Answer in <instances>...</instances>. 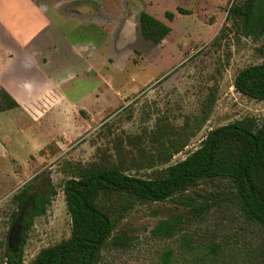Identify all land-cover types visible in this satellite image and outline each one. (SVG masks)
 <instances>
[{
  "label": "rangeland",
  "instance_id": "1",
  "mask_svg": "<svg viewBox=\"0 0 264 264\" xmlns=\"http://www.w3.org/2000/svg\"><path fill=\"white\" fill-rule=\"evenodd\" d=\"M101 1L108 8L102 13L96 59L103 76L95 84L88 78L75 81L81 102L72 101L96 111L95 117L64 111L34 120L21 110L0 113V264H6L7 252L20 249L23 264H32L42 250L70 238L63 187L81 169L111 164L127 174L154 178L198 150L211 131L264 118V101L235 88L242 70L264 63V31L255 39L229 29V10L243 0ZM141 12L172 28L161 44L141 35ZM167 12L174 13L172 21ZM80 126L83 130L73 135L71 130ZM160 129L163 141L172 142L171 151L181 150L167 164V156L154 158L161 149L155 141ZM24 190L27 198L20 206ZM41 195L51 196L45 213L29 229H15L9 248L15 216L29 209V198ZM97 204L115 228L98 264H162L169 247L177 264H191L214 245L222 247L221 263L230 264L234 245L264 239L244 222L235 188L225 179L200 181L165 202L107 193ZM168 220L181 221L170 237L158 230ZM185 235L192 238L189 250L182 245Z\"/></svg>",
  "mask_w": 264,
  "mask_h": 264
},
{
  "label": "trees",
  "instance_id": "2",
  "mask_svg": "<svg viewBox=\"0 0 264 264\" xmlns=\"http://www.w3.org/2000/svg\"><path fill=\"white\" fill-rule=\"evenodd\" d=\"M182 15L190 11L179 9ZM174 13L167 12L170 21ZM229 29L242 36L261 38L264 31V0H243L229 10ZM141 35L155 45L161 44L171 33L172 28L146 12L140 14ZM237 92L252 99L264 101V63L242 70L235 81ZM19 103L0 85V113L19 108ZM155 134V141L161 149L156 157H164L169 163L181 150L171 151L172 142L163 141V132ZM229 180L235 188V198L240 207L244 222L249 227L259 229L264 234V118L260 123L254 118H246L222 126L209 133L198 150L185 160L167 165L154 178L145 179L127 174L111 164H94L81 169L78 177L64 183L68 209L72 220L69 239L42 250L32 264H98L103 248L110 242L114 224L108 213L98 204V197L107 193H127L147 202H165L176 194L187 190L203 180ZM27 193L20 195L23 206ZM30 200L25 216H15V229H29L32 220L45 213L51 203V196L41 195ZM21 217V218H20ZM180 220L163 221L158 230L163 235L172 236ZM26 238L23 239L25 242ZM185 250L192 248V238L182 237ZM214 245L202 255L200 261L191 264H223V250ZM234 257L230 264H264V239L258 244L247 242L234 245ZM173 248L166 249L162 264H177ZM236 259V260H235ZM6 264H23V249L6 253Z\"/></svg>",
  "mask_w": 264,
  "mask_h": 264
},
{
  "label": "crops",
  "instance_id": "3",
  "mask_svg": "<svg viewBox=\"0 0 264 264\" xmlns=\"http://www.w3.org/2000/svg\"><path fill=\"white\" fill-rule=\"evenodd\" d=\"M106 9L101 0H0V85L19 103L14 110L34 120L64 111L95 117L72 101L75 81L103 76L96 59Z\"/></svg>",
  "mask_w": 264,
  "mask_h": 264
},
{
  "label": "flooded vegetation",
  "instance_id": "4",
  "mask_svg": "<svg viewBox=\"0 0 264 264\" xmlns=\"http://www.w3.org/2000/svg\"><path fill=\"white\" fill-rule=\"evenodd\" d=\"M143 38H144V37H143ZM144 39H145V38H144ZM24 215H25L24 213H21V217L24 216ZM21 217H20V218H21ZM19 230H21V228H20ZM11 246H12V244H11V242H10V248H11Z\"/></svg>",
  "mask_w": 264,
  "mask_h": 264
}]
</instances>
